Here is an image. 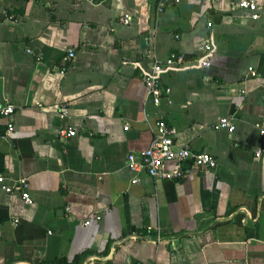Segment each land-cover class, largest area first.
Returning <instances> with one entry per match:
<instances>
[{
	"label": "crops",
	"instance_id": "0c3cea01",
	"mask_svg": "<svg viewBox=\"0 0 264 264\" xmlns=\"http://www.w3.org/2000/svg\"><path fill=\"white\" fill-rule=\"evenodd\" d=\"M233 1L156 12V0H0V105L13 106L0 116V173L24 177L32 201L0 190V264H79L128 234L166 237L126 239L87 264H264V157L253 158L264 149V13L251 18ZM204 41L211 53L200 66ZM170 51L184 62L162 69L166 94L154 104L140 76ZM219 116L233 119L232 132L211 127ZM156 119L216 166L133 181L125 155L149 145ZM59 129L75 134L61 140ZM259 196L254 224L240 210L239 222L236 213L184 233L241 205L254 217Z\"/></svg>",
	"mask_w": 264,
	"mask_h": 264
},
{
	"label": "built area",
	"instance_id": "2783aa9c",
	"mask_svg": "<svg viewBox=\"0 0 264 264\" xmlns=\"http://www.w3.org/2000/svg\"><path fill=\"white\" fill-rule=\"evenodd\" d=\"M212 2L216 0H210ZM179 0H156V12H161L170 5H175ZM233 10L247 12L251 18H258L264 13V3H255L253 0H235L232 3ZM129 20L128 15L121 18V22L126 24ZM209 25V23H207ZM174 37H178L174 34ZM28 51V50H27ZM211 46L209 41H204L199 54L198 64L207 66L209 64V56ZM74 57V50L68 48L65 55L61 58L65 68L66 64ZM184 62V56L178 51H170L162 62L152 63L149 71L143 72L140 80L144 87L146 97H149L151 102L157 104L166 94L165 88L159 81V74L164 68L171 66H181ZM250 71V68H248ZM13 112V106L10 103L0 105V116L9 117ZM66 110L63 106L60 107V115H64ZM214 130H222L232 132L234 129L233 119L229 116H219L211 124ZM13 128L11 120L7 121L5 135ZM259 134L264 132V121L260 126H257ZM75 134L74 129H59L57 137L65 140L67 137ZM264 157V149L258 148L253 151V158L258 160ZM125 166L134 171L136 175L132 178L136 181L138 174H146L152 178L159 180H177L184 178L191 170L195 168H212L216 166V161L213 156L205 149L192 150L187 145H176L173 142V130L166 125L162 119H156L153 124L152 137L149 145L139 152H128L125 155ZM264 169V167H263ZM0 190L4 193H10L13 190H18L24 204H31V197L27 189L26 179L18 177L9 182L8 179L0 173ZM98 220L99 213H93L89 217L82 220V224H88L90 219ZM15 221V220H14Z\"/></svg>",
	"mask_w": 264,
	"mask_h": 264
},
{
	"label": "water",
	"instance_id": "95a60500",
	"mask_svg": "<svg viewBox=\"0 0 264 264\" xmlns=\"http://www.w3.org/2000/svg\"><path fill=\"white\" fill-rule=\"evenodd\" d=\"M262 196H259L257 199H256V210H255V215L254 217L251 216V213L249 212V210L247 209L246 206L244 205H241V206H237L236 208H234L229 214L227 215H223V216H217V217H214L210 220H208L204 226H202L200 229L198 230H193V231H187V232H184L186 234H195V233H198V232H201V231H204L205 229L209 228L210 226H212L213 224L217 223V222H220V221H226L230 218H232L238 211H243L244 214H245V223L246 224H254L257 217H258V214H259V208H260V200H261ZM166 236L162 235H141V234H128L127 236H124L123 238L119 239V240H115V241H112L109 245V250H108V253L104 256H99L97 254H87L84 256V258L81 260V262L79 264H87L90 260H97V261H104L106 260L107 258L110 257L111 255V252H112V249H113V246L115 244H118L126 239H129V238H133V239H147V240H159L161 238H164ZM22 264H30L29 262L27 261H20Z\"/></svg>",
	"mask_w": 264,
	"mask_h": 264
},
{
	"label": "trees",
	"instance_id": "16d2710c",
	"mask_svg": "<svg viewBox=\"0 0 264 264\" xmlns=\"http://www.w3.org/2000/svg\"><path fill=\"white\" fill-rule=\"evenodd\" d=\"M241 217H242V214L241 213H237L235 216H234V219L237 221V222H239L240 221V219H241ZM153 234H156V231L155 230H152L151 231ZM150 232V233H151ZM78 257L77 256H75V258H73V260L71 261V263L70 264H77L78 263ZM61 264H66L64 261H59Z\"/></svg>",
	"mask_w": 264,
	"mask_h": 264
}]
</instances>
